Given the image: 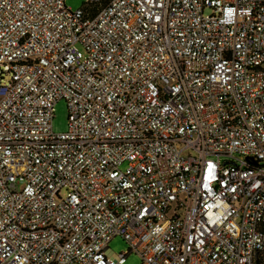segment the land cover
<instances>
[{"label":"built area","instance_id":"1","mask_svg":"<svg viewBox=\"0 0 264 264\" xmlns=\"http://www.w3.org/2000/svg\"><path fill=\"white\" fill-rule=\"evenodd\" d=\"M130 254L264 264V0H0V264Z\"/></svg>","mask_w":264,"mask_h":264},{"label":"rangeland","instance_id":"2","mask_svg":"<svg viewBox=\"0 0 264 264\" xmlns=\"http://www.w3.org/2000/svg\"><path fill=\"white\" fill-rule=\"evenodd\" d=\"M87 0H65V6L71 10H77L83 7ZM67 129V108L64 101H59L54 106V116L52 119V132L63 133ZM124 169V167L122 168ZM127 250V244L120 237L113 238L106 251L109 257H116L119 253ZM124 264H140V259L135 254L127 256Z\"/></svg>","mask_w":264,"mask_h":264}]
</instances>
